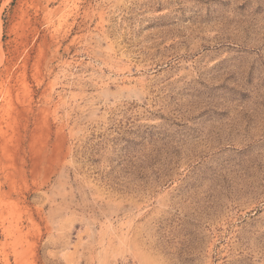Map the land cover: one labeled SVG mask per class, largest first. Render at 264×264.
I'll return each mask as SVG.
<instances>
[{
  "label": "rangeland",
  "instance_id": "obj_1",
  "mask_svg": "<svg viewBox=\"0 0 264 264\" xmlns=\"http://www.w3.org/2000/svg\"><path fill=\"white\" fill-rule=\"evenodd\" d=\"M0 264H264V0H0Z\"/></svg>",
  "mask_w": 264,
  "mask_h": 264
}]
</instances>
